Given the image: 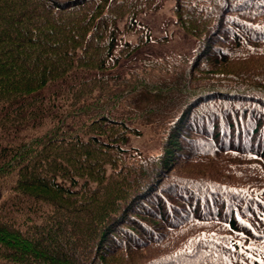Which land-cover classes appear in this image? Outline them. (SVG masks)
Listing matches in <instances>:
<instances>
[{
	"label": "trees",
	"instance_id": "obj_1",
	"mask_svg": "<svg viewBox=\"0 0 264 264\" xmlns=\"http://www.w3.org/2000/svg\"><path fill=\"white\" fill-rule=\"evenodd\" d=\"M155 9L0 0V264H264V0H173L192 57L104 79Z\"/></svg>",
	"mask_w": 264,
	"mask_h": 264
},
{
	"label": "rangeland",
	"instance_id": "obj_2",
	"mask_svg": "<svg viewBox=\"0 0 264 264\" xmlns=\"http://www.w3.org/2000/svg\"><path fill=\"white\" fill-rule=\"evenodd\" d=\"M154 11H144L137 18L135 30L123 33L121 42L135 43L141 35L147 42L143 48L136 51L128 59L120 61L118 66L106 74L104 79L127 77L134 71H140L151 60L158 62L170 60L174 57H192L196 43L176 26L172 14L173 0H155ZM122 28L121 25H119ZM119 44V45H120ZM115 50L114 53H116ZM139 135L129 136L123 148L135 151L144 156H154L160 151V137L152 133L149 128H137Z\"/></svg>",
	"mask_w": 264,
	"mask_h": 264
}]
</instances>
